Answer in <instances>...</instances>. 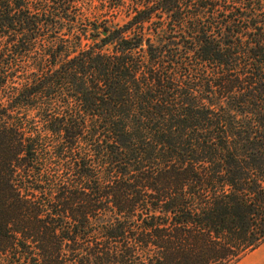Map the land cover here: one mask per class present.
<instances>
[{
    "label": "trees",
    "instance_id": "trees-1",
    "mask_svg": "<svg viewBox=\"0 0 264 264\" xmlns=\"http://www.w3.org/2000/svg\"><path fill=\"white\" fill-rule=\"evenodd\" d=\"M79 1L0 0V264H236L264 243V0Z\"/></svg>",
    "mask_w": 264,
    "mask_h": 264
},
{
    "label": "rangeland",
    "instance_id": "rangeland-1",
    "mask_svg": "<svg viewBox=\"0 0 264 264\" xmlns=\"http://www.w3.org/2000/svg\"><path fill=\"white\" fill-rule=\"evenodd\" d=\"M103 2V0H80L79 3L74 6L72 11L80 16L83 20L82 24L86 25L89 23L99 24V22H103L102 20H108L113 23H121L123 16L118 13L115 14L108 12L106 9L108 4ZM104 6L106 7L104 8ZM99 11L103 12L102 15H98ZM100 16H103V18Z\"/></svg>",
    "mask_w": 264,
    "mask_h": 264
},
{
    "label": "crops",
    "instance_id": "crops-1",
    "mask_svg": "<svg viewBox=\"0 0 264 264\" xmlns=\"http://www.w3.org/2000/svg\"><path fill=\"white\" fill-rule=\"evenodd\" d=\"M236 264H264V243L257 249L247 253Z\"/></svg>",
    "mask_w": 264,
    "mask_h": 264
}]
</instances>
